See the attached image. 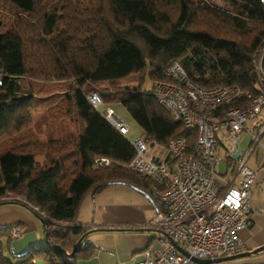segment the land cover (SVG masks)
Returning a JSON list of instances; mask_svg holds the SVG:
<instances>
[{"label":"trees","instance_id":"obj_1","mask_svg":"<svg viewBox=\"0 0 264 264\" xmlns=\"http://www.w3.org/2000/svg\"><path fill=\"white\" fill-rule=\"evenodd\" d=\"M224 1L229 9L209 0H0V20L4 14L7 21L0 33V136L31 129L38 98L33 87L52 81L66 87L50 114H63L75 128L64 137L23 142L0 154V205L32 210L44 222L50 245H32L18 264H32L34 257L78 264L91 257L92 229L77 218L85 196L114 183L142 185L149 192V182L126 167L135 153L131 141L102 115L112 109L109 104L124 105L141 128L139 136L152 146L166 148L181 137L192 151L195 132L174 119L151 89H142L145 74L152 82L167 79L165 70L178 61L201 87L256 90L264 2ZM131 76L137 83H124ZM94 91L100 108L88 99ZM97 157L111 163L99 165ZM7 196L13 199L1 200ZM21 224L0 227V238H11L10 230L20 231ZM1 245L0 239V264H11Z\"/></svg>","mask_w":264,"mask_h":264},{"label":"built area","instance_id":"obj_2","mask_svg":"<svg viewBox=\"0 0 264 264\" xmlns=\"http://www.w3.org/2000/svg\"><path fill=\"white\" fill-rule=\"evenodd\" d=\"M263 59L264 48L256 60L255 91L237 85L201 87L178 61L165 70L167 79L152 82L158 103L194 131L196 138L192 151L183 138L172 139L164 148L165 158L148 139L137 136L131 141L135 153L126 167L149 182L150 196L158 204L145 225L153 230L157 245L145 248L134 264H197L194 258L214 259L244 251L238 230L252 223L249 200L259 169L248 166V160L256 147L264 148ZM88 99L95 108L103 104L98 92L90 93ZM102 115L121 134L128 133L129 125L112 109L102 110ZM220 131L231 142L223 159L217 156ZM244 132L249 142L240 149ZM95 162L108 165L111 160L97 157ZM222 162L224 172H220ZM218 175L226 181L219 182ZM10 235L20 236L16 226ZM31 262L38 264V258Z\"/></svg>","mask_w":264,"mask_h":264},{"label":"crops","instance_id":"obj_3","mask_svg":"<svg viewBox=\"0 0 264 264\" xmlns=\"http://www.w3.org/2000/svg\"><path fill=\"white\" fill-rule=\"evenodd\" d=\"M43 97L45 95H42ZM56 101H48L42 110V114L45 115L39 121L35 122L40 115L37 118L33 117L34 123L29 131L35 130L40 133L45 130L48 120L56 117L54 114L49 115L54 111ZM41 120H44L42 121L44 128L39 125ZM67 134L60 135L59 132L53 131L50 135L64 137ZM260 175L264 176V168L258 169L249 200L252 223L249 227L238 230V235L245 244L244 251H251L264 244V199L255 187ZM120 186H126L127 189ZM126 195L132 200H128ZM157 209L158 204L142 185L134 187L124 183H114L97 192L88 193L80 206L77 218L80 223L92 229L88 241L94 251L91 257L79 260L78 264H134L142 258V251L145 248H153L157 245L153 230L145 226ZM25 217L26 213L15 206L0 208V226L21 222ZM38 264L45 263L38 259ZM197 264H264V249L247 256Z\"/></svg>","mask_w":264,"mask_h":264},{"label":"rangeland","instance_id":"obj_4","mask_svg":"<svg viewBox=\"0 0 264 264\" xmlns=\"http://www.w3.org/2000/svg\"><path fill=\"white\" fill-rule=\"evenodd\" d=\"M210 2L214 3L220 8L229 9V5L224 0H209ZM264 1V0H263ZM10 14V11L8 9L7 11ZM6 16L1 18L0 20V33L5 32L6 27ZM144 80L142 82V89L143 90H150L152 87V80L149 75L145 74ZM0 81H1V75H0ZM20 82L23 86L27 85V80L25 78H20ZM124 83L129 84H135L137 83L136 79L134 77H129L124 81ZM48 84V86H38L37 84L34 85L33 89L37 93V99L35 101V104L32 107V115L34 118H37L39 115L40 117H43L45 114H42V110L46 107L48 101L50 100H58L64 92H61L66 87L65 82H58V81H52L45 83ZM106 85V84H104ZM103 87V86H102ZM65 91V90H64ZM61 92V93H58ZM47 96L46 95H49ZM42 95H45V97L42 98ZM111 108L129 125V131L125 135V137L132 141L134 140L138 135L141 134V128L137 124V122L133 119L131 114L128 112V110L122 105L120 102H113L109 104ZM47 112V110H46ZM49 115H51L49 113ZM56 117L51 118L47 122L48 131H41L40 133L36 132L35 130L31 131H21L16 134H3L0 136V154L4 153L5 151L9 150L15 145H19L23 142H29V141H39L41 143L47 142V135L49 136L51 132L56 131L59 132L60 135L67 134L70 132H74V124L71 121H68L64 118L63 114H57L54 113ZM40 117L37 119L39 121ZM44 121V120H42ZM43 126V125H42ZM44 128V126H43ZM220 141L222 142V145L219 147L218 151V157L220 159H223L226 157V149H228L231 145L230 140L225 136L224 133L221 131L219 132ZM249 142V136L247 133H243V141L239 143L240 149H245L247 144ZM156 150H158L161 154V158L166 157V150L162 147H155ZM36 159L38 161H43L44 157L43 155H37ZM248 166H250L253 169H257L260 167V170L264 168V148L262 147H256L253 151L251 157L248 160ZM225 162H222L220 165V172L225 171ZM262 176V177H261ZM228 177V176H227ZM218 181L221 183H224L226 178L218 175ZM120 187H126V186H120ZM256 189L258 188L259 194L264 199V176L260 175V178L258 179L256 185ZM127 189V187H126ZM129 189V188H128ZM131 191V190H130ZM110 190H109V196H110ZM127 196V195H126ZM128 200L130 197H128ZM13 199V196H7L5 198H1V200H10ZM5 206H15L22 210L24 213H26V217L24 219H21V227L22 229L19 231L20 236L13 238L8 236L7 234H4L1 239V247L3 250L4 257L9 261L11 264H18L23 257L20 255L24 253L26 250H28L32 245L39 244L40 242H43L45 240V230H44V223L32 210L29 208L22 206L20 204H3L0 205V208ZM20 222V221H18ZM20 222V223H21ZM2 227V226H0ZM42 260L45 264H55L54 262L50 261L49 259L44 258H38Z\"/></svg>","mask_w":264,"mask_h":264},{"label":"water","instance_id":"obj_5","mask_svg":"<svg viewBox=\"0 0 264 264\" xmlns=\"http://www.w3.org/2000/svg\"><path fill=\"white\" fill-rule=\"evenodd\" d=\"M44 223V222H43ZM45 244L49 247V242L47 240V234H45V240H44ZM56 248H59V246H56ZM180 251L186 253V251H184V249H182L181 247H178ZM264 249V244L251 250V251H243V252H240V253H237V254H233V255H229V256H223L222 258L221 257H217V258H214V259H199V258H194L195 262L197 263H211V262H215V261H219V260H223V259H231V258H237V257H241V256H247V255H250L252 253H257L259 252L260 250H263ZM75 250H76V245L74 246L73 250L70 252V253H67L69 257H72L75 253Z\"/></svg>","mask_w":264,"mask_h":264}]
</instances>
